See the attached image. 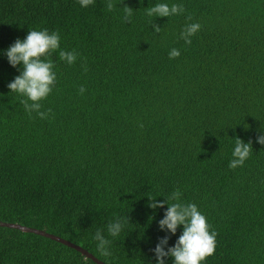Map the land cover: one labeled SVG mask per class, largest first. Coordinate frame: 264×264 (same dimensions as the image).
Wrapping results in <instances>:
<instances>
[{
    "label": "trees",
    "instance_id": "obj_1",
    "mask_svg": "<svg viewBox=\"0 0 264 264\" xmlns=\"http://www.w3.org/2000/svg\"><path fill=\"white\" fill-rule=\"evenodd\" d=\"M108 2L0 0V221L45 230L106 264H156L160 239L169 237L167 251L183 226L162 230L168 204L153 209L148 196L164 201L179 189L218 233L202 264H264V0H110L112 11ZM156 3L185 11L149 17ZM196 22L186 44L180 33ZM43 28L59 32L60 50L78 53L71 65L59 50L49 57L57 79L41 101V111L52 109L47 119L10 92L22 65L6 56ZM172 48L179 57L169 58ZM236 137L253 147L231 169ZM117 218L124 228L111 237L107 225ZM97 230L111 241L109 257L97 250ZM0 264L98 263L0 226Z\"/></svg>",
    "mask_w": 264,
    "mask_h": 264
},
{
    "label": "clouds",
    "instance_id": "obj_2",
    "mask_svg": "<svg viewBox=\"0 0 264 264\" xmlns=\"http://www.w3.org/2000/svg\"><path fill=\"white\" fill-rule=\"evenodd\" d=\"M82 7H88L94 3V0H79ZM108 11L115 7L109 2L105 5ZM185 11L182 5L168 3H156L147 7L146 14L149 17H171L180 15ZM123 20L128 22L133 15V8L125 5L123 7ZM192 19L191 16L188 17ZM156 33L161 31L158 24L152 25ZM201 28L196 23L186 24L180 33L181 39L186 44H191V37ZM60 34L58 31L50 32L49 29H30L26 38L17 39L7 50L6 56L9 63L13 66L22 65V71L8 84L10 92L18 93L24 97L21 103L25 110L31 115L36 112L41 119H47L52 109L41 111L43 105L41 101L45 100L55 87L57 74L54 71V62L49 57L52 53L59 50V59L74 64L78 53L60 50ZM180 50L172 48L169 52V58L175 59L180 56ZM87 69L85 68V71ZM86 89L81 86L79 93L82 95ZM258 142L264 144V135L258 137ZM252 142H245L240 137H236L235 147L232 153L233 159L229 163L231 169L243 166L249 158L252 151ZM179 189L173 192L166 200L158 201L154 196L149 197V206L153 209L163 207L165 203L168 207L164 218L159 221L162 230L170 231L175 234L178 227L183 226V232L179 236L175 246L165 251V245L168 244L169 237H162L153 251L156 254V264H165V257L174 258L173 264H202L208 257L215 253L218 233L212 230L206 216L198 209L195 203L181 202ZM124 228V222L117 218L107 225V232L111 237H117ZM93 239L97 241V250L101 256L109 257L112 255L109 245L111 241L107 239L101 230H97Z\"/></svg>",
    "mask_w": 264,
    "mask_h": 264
},
{
    "label": "water",
    "instance_id": "obj_3",
    "mask_svg": "<svg viewBox=\"0 0 264 264\" xmlns=\"http://www.w3.org/2000/svg\"><path fill=\"white\" fill-rule=\"evenodd\" d=\"M0 226H7V227H11V228H17L23 231H29V232H34L43 236H47L50 237L52 239H55L57 241L63 242L73 248H76L77 250L81 251L84 255H86L87 257L93 259L96 263L98 264H106L103 261H101L100 259H98L97 257H95L91 252H89L88 250L84 249L82 246L74 244L71 241H67L59 236H56L52 233H48L45 230H40V229H36V228H32V227H28V226H24L18 223H8V222H2L0 221Z\"/></svg>",
    "mask_w": 264,
    "mask_h": 264
}]
</instances>
